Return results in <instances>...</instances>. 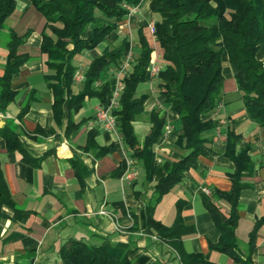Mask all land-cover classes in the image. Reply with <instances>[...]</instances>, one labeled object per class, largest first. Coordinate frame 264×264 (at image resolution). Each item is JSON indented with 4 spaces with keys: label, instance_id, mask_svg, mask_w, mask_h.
<instances>
[{
    "label": "crops",
    "instance_id": "crops-1",
    "mask_svg": "<svg viewBox=\"0 0 264 264\" xmlns=\"http://www.w3.org/2000/svg\"><path fill=\"white\" fill-rule=\"evenodd\" d=\"M149 2L140 0L137 5H127L126 8H131H127L115 32L95 49L75 55L72 94L81 89L89 61L123 38L127 40L123 60L129 55L124 76L127 75L138 55L140 29L153 48L151 59L162 67V49L150 30V24L160 16L150 11ZM6 23L8 38L0 41V76L7 62L6 44L11 33L23 39L17 53L26 54L27 59L12 77L15 95L0 117V128L9 125L24 148V151L8 149L6 139L0 135V172L11 200L1 208L0 264H61L59 249L69 238L98 243L103 237L126 244L131 249L133 264H182L166 242L146 231V204L152 198L154 185L171 162L187 152L177 144L181 124L160 95L157 75H152L148 67L146 80L138 84L137 93L146 94L147 98L142 113L132 121L142 143L151 127L150 111L155 109L165 118L162 132L152 146L157 167L152 180H148L141 162L131 156L119 130L113 133L96 122L94 114L101 105L96 97L85 98L70 109L63 104L62 116H54V94L45 78L51 71L41 50L42 34L47 29L44 15L30 0H15L1 31ZM258 58L264 65V44L258 50ZM116 68L110 67L107 72L111 92L117 82ZM78 70L82 73L80 79L75 74ZM222 73L220 100L213 112L218 124L205 134L206 153L184 172L180 182L162 195L152 217L166 226L172 225L179 203L183 222L193 227L192 233L182 237L184 251L202 253L218 264H242L247 256L250 231L264 216L263 134L246 112L227 61L223 62ZM118 103L114 110L119 108ZM26 106L20 116V110ZM90 130L94 131L93 144L86 146ZM228 130L240 136L237 148L250 146L253 161L251 174L242 177L244 187L236 206L234 236L238 261L210 245L220 237L217 221L225 222L230 215V204L216 193L231 188L228 175L234 171V163L224 153ZM129 167L134 168L135 177L128 183L124 177ZM101 209L104 213H99ZM250 261L264 264V222L257 229Z\"/></svg>",
    "mask_w": 264,
    "mask_h": 264
},
{
    "label": "trees",
    "instance_id": "trees-1",
    "mask_svg": "<svg viewBox=\"0 0 264 264\" xmlns=\"http://www.w3.org/2000/svg\"><path fill=\"white\" fill-rule=\"evenodd\" d=\"M46 19L54 37L42 34L41 50L47 56L46 65L51 73L45 75L54 94V116H62V105L68 109L85 98L96 97L106 105L111 94L110 67H118L127 50L125 38L116 45L107 46L94 56L83 73L81 89L72 94L70 86L76 70L75 55L95 49L115 32L127 14V5H137L140 0H30ZM15 0H0V31L5 18L14 8ZM149 9L160 19L154 22V37L162 49L163 65L157 73L160 95L170 110L177 115L181 133L177 144L186 149V154L171 162L166 173L157 180L152 198L146 204V231L166 242L182 264H218L202 253H188L182 248V237L193 232L180 215L177 203L176 217L166 226L152 217L154 206L167 191L180 182L184 172L195 166L199 156L206 153L208 141L205 134L214 129L218 121L213 112L220 100L224 76L223 62L232 69L239 91L242 93L246 112L262 129L264 146V65L258 58V50L264 44V0H150ZM57 23L60 26L56 25ZM23 39L11 33L6 46L7 62L0 76V112L13 99L12 77L26 61V54H18L17 47ZM138 55L131 71L123 77L120 106L114 110L118 130L131 156L140 161L146 178L152 180L157 162L152 150L161 134L165 118L157 110L149 114L151 127L142 143L137 138L132 121L142 113L146 94H138L137 86L146 80L151 52L143 32L138 30ZM100 82L96 84V82ZM22 108L19 115L26 110ZM0 135L7 141L10 150L24 151L14 131L5 125ZM94 131L90 130L87 145L93 144ZM240 136L228 130L225 154L234 163V171L228 175L229 191H216L230 204V215L225 222L217 221L220 237L211 247L225 252L236 261L239 259L234 226L236 206L242 177L251 174L253 161L250 146L237 148ZM11 203L8 188L0 172V218L1 208ZM264 216L257 220L250 231L246 247V259L242 264H251L257 229ZM131 249L121 242L101 238L98 243L69 238L60 246L61 264H133Z\"/></svg>",
    "mask_w": 264,
    "mask_h": 264
},
{
    "label": "built area",
    "instance_id": "built-area-1",
    "mask_svg": "<svg viewBox=\"0 0 264 264\" xmlns=\"http://www.w3.org/2000/svg\"><path fill=\"white\" fill-rule=\"evenodd\" d=\"M127 8L130 9L131 7L129 6ZM150 30L152 33L154 32L153 23L150 24ZM128 58H129V55L127 58L122 60V62L119 64V66L115 70V78L117 82L109 96L107 104L97 106L95 114H94L96 122L100 126H102L104 129L111 131L113 133L118 132L117 118H116V115L114 114V109L117 108L119 104L118 98H119L120 89H121L122 77L126 73V69L128 67ZM159 69H160V64L156 60L151 59V63L149 66V70L151 74L157 75ZM75 74L77 78L79 79L82 78V73L79 70ZM96 84H98V82H96ZM1 116H2V113L0 112V117ZM134 177H135V170L133 167H129L124 178L129 183L134 179ZM204 190L208 192L206 188H204ZM99 213H104V210L102 209L99 210ZM119 227L120 225L116 223V229H119Z\"/></svg>",
    "mask_w": 264,
    "mask_h": 264
},
{
    "label": "rangeland",
    "instance_id": "rangeland-1",
    "mask_svg": "<svg viewBox=\"0 0 264 264\" xmlns=\"http://www.w3.org/2000/svg\"><path fill=\"white\" fill-rule=\"evenodd\" d=\"M56 25L60 26L59 23H57ZM8 27H9V25H8V23H6V24H5V28H4V29L1 31V33H0V41H2V42H5L6 39L8 38ZM46 33H47L49 36H51L52 38L54 37V35H53V33H52V31H51L50 28H47V29H46Z\"/></svg>",
    "mask_w": 264,
    "mask_h": 264
}]
</instances>
